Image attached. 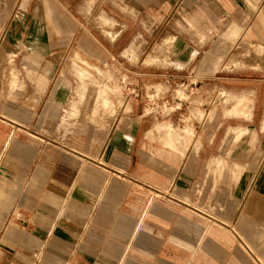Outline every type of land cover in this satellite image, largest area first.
Segmentation results:
<instances>
[{
    "label": "rangeland",
    "instance_id": "1",
    "mask_svg": "<svg viewBox=\"0 0 264 264\" xmlns=\"http://www.w3.org/2000/svg\"><path fill=\"white\" fill-rule=\"evenodd\" d=\"M43 1L0 0V119L7 122L0 121V130L15 138L10 147L28 148L27 133L38 136L29 164L43 155L46 165L65 167L72 180L91 188L96 200L84 220L95 228L133 226L135 214L141 215L137 226H144L150 210L158 212L160 241L165 212L200 211L210 216L208 225L227 223L226 215L243 197L228 180H215L208 164L219 157L242 164V178L254 176L250 190L264 166V53L252 44L258 38L264 42V0H45L39 9ZM53 14L67 24L71 37L62 33L57 42H38L54 33ZM231 21L241 28L234 42L224 35ZM14 26L20 44H14ZM218 44L221 64L200 71L212 62ZM42 45L51 52H31ZM243 92L252 96L251 121L227 112L231 101L246 107L243 101L250 98ZM73 101L77 112L70 115ZM93 101H111L119 109L93 115ZM197 108L200 116L194 115ZM160 123L191 127L184 152L176 141L164 146L149 136ZM238 126L245 131L234 139L229 129ZM10 150L0 138L1 177ZM20 162L9 163L15 171ZM109 166L110 172H99ZM115 186L118 199L108 201L105 195ZM208 203L214 205L211 211ZM109 205L113 212H107ZM258 221L264 242V218ZM125 255L132 257L129 249Z\"/></svg>",
    "mask_w": 264,
    "mask_h": 264
},
{
    "label": "crops",
    "instance_id": "2",
    "mask_svg": "<svg viewBox=\"0 0 264 264\" xmlns=\"http://www.w3.org/2000/svg\"><path fill=\"white\" fill-rule=\"evenodd\" d=\"M44 3L45 0L39 9L44 8ZM51 24L54 33L43 34L45 38L37 40L38 42L46 40L57 42V39L62 37V33H65L67 39L71 37V30L58 14H53ZM18 29V26L12 28L15 35L14 44H20ZM118 33L114 34L111 41L115 40ZM240 33L241 28L231 21L224 35L230 42H234ZM252 44L257 49H263L264 53V42L261 39L258 38ZM42 46L31 49V52L39 54L51 52L45 50V45L43 48ZM220 48L221 44L213 47L212 62L200 65V71H204L209 66L214 70L219 67L222 62V56L219 55ZM42 79L37 81L38 85L42 84ZM243 94L244 97L250 98V101H243L246 107L237 103L234 106L231 101L227 112L230 117H243L251 121L252 96L246 92ZM114 106L111 101H93L91 112L98 116L112 115L119 109L116 104ZM69 108L68 114L73 115L77 112L74 101ZM194 115H201L198 108L194 111ZM0 121L7 124L1 119ZM261 123L264 128V115ZM17 130L22 131L20 128ZM229 131L234 133L233 138L237 139L245 129L238 126L231 127ZM27 134L30 138L29 147L18 148L12 147L15 146V138L10 136L5 138L0 130V138L5 149H11L7 152V162L4 163L5 177L0 175V264H264V242L260 241L263 236V226L258 221L264 218V208H261L264 207V166L256 174L253 189L250 190L247 189L248 183L254 176L252 174L244 180L242 164L221 160L220 157L214 159L208 164L209 171L215 180H228L233 186L238 187L239 196L243 197L241 205L226 215L227 223L220 224L208 225L206 221L210 216L200 211L194 212L195 214L189 210L165 212L162 216L165 219L163 220L164 239L160 241L156 236L157 211H148L145 216L150 222L140 227L137 226L136 220L141 217L138 214L134 215V225L127 228L124 226L95 228L93 223L85 221V216L93 210L96 200L92 189L82 186L81 180H72L69 170L65 167H60L56 163L46 165L42 161L43 155L31 166L29 155L30 157L31 153L35 155L34 143L41 139L33 134ZM148 134L164 146H172L176 141L184 152L190 145L194 132L189 126L177 130L171 129L168 123H160L153 126ZM134 139L135 133L129 148ZM251 139L250 146L254 145L255 138ZM117 145L118 148L125 149L123 143L118 142ZM197 148L198 143H195L193 151ZM18 152L22 154L21 158L13 157L12 154ZM160 152L168 154L164 149ZM260 154L261 151H258L256 158L258 163ZM15 159L21 162L14 171L11 167L12 163L9 162ZM111 169L123 176L122 172ZM128 169L129 165L125 171ZM2 172L0 170V173ZM99 172L102 174L110 172V166L101 167ZM124 179L130 182V179ZM112 191L105 197L108 201L116 202L119 187L115 186ZM149 193L148 190L144 195ZM63 202L66 204L63 205ZM112 207V205L107 206L108 213L113 212ZM213 207L212 203L209 204L208 211ZM205 211L207 212L206 209ZM78 222L81 226L77 224ZM131 233L134 235L133 242L127 241ZM95 237L100 241L95 242ZM127 249L130 250L132 257H126Z\"/></svg>",
    "mask_w": 264,
    "mask_h": 264
}]
</instances>
